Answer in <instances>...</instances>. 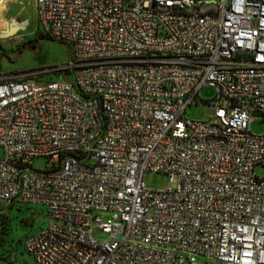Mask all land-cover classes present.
Returning a JSON list of instances; mask_svg holds the SVG:
<instances>
[{
  "label": "built area",
  "instance_id": "1",
  "mask_svg": "<svg viewBox=\"0 0 264 264\" xmlns=\"http://www.w3.org/2000/svg\"><path fill=\"white\" fill-rule=\"evenodd\" d=\"M35 5L74 77H0V203L46 207L35 264H264V0Z\"/></svg>",
  "mask_w": 264,
  "mask_h": 264
},
{
  "label": "rangeland",
  "instance_id": "2",
  "mask_svg": "<svg viewBox=\"0 0 264 264\" xmlns=\"http://www.w3.org/2000/svg\"><path fill=\"white\" fill-rule=\"evenodd\" d=\"M5 16L13 17L14 20L7 22L0 17V77H31L40 83L73 82V74L67 75L70 70L64 69L72 59V48L46 35L44 27L38 23L33 0H9ZM14 27H18L15 36L4 39L5 32H10ZM17 36L21 39H17ZM215 94L216 90L207 86L201 90L200 98L203 101L210 100ZM185 117L198 121H209L211 118L203 103L189 107ZM251 130L254 134H264V123L253 121ZM35 166L44 170L46 161L39 159L35 161ZM257 173L261 176L263 170L258 168ZM168 181V176L163 173L149 172L144 177L146 187L151 190L163 189ZM2 211L0 223L10 222L9 240L16 246H21L28 235L39 232L48 223L45 206L15 203L13 207H4ZM98 237L104 238L103 235ZM19 258L21 264H35L26 253ZM195 264L207 262L198 259Z\"/></svg>",
  "mask_w": 264,
  "mask_h": 264
},
{
  "label": "trees",
  "instance_id": "3",
  "mask_svg": "<svg viewBox=\"0 0 264 264\" xmlns=\"http://www.w3.org/2000/svg\"><path fill=\"white\" fill-rule=\"evenodd\" d=\"M70 72L67 73L69 75ZM14 205H4L0 203V219L3 216L2 210L4 207H13ZM0 258L6 262V264H21L20 263V256L26 253L27 255L31 256L25 249L24 242L26 240V237L23 241V244L21 246L13 245L12 242H10V235H11V226L10 222H2L0 223ZM32 257V256H31Z\"/></svg>",
  "mask_w": 264,
  "mask_h": 264
},
{
  "label": "crops",
  "instance_id": "4",
  "mask_svg": "<svg viewBox=\"0 0 264 264\" xmlns=\"http://www.w3.org/2000/svg\"><path fill=\"white\" fill-rule=\"evenodd\" d=\"M0 1H1V0H0ZM8 1H9V0H7L6 3H5V6H4V9H3V11H2L1 17H2L5 21H7V22H11V20H14V18H13V17H11V18H7V17L5 16ZM33 5H34L35 10H36L35 0H33ZM13 29L17 30L18 27H14ZM32 235H33V234H32ZM28 236H30V235H28Z\"/></svg>",
  "mask_w": 264,
  "mask_h": 264
},
{
  "label": "water",
  "instance_id": "5",
  "mask_svg": "<svg viewBox=\"0 0 264 264\" xmlns=\"http://www.w3.org/2000/svg\"><path fill=\"white\" fill-rule=\"evenodd\" d=\"M16 31L17 30L12 29L10 32H5L6 33V36H4V38H8V37L13 36L16 33Z\"/></svg>",
  "mask_w": 264,
  "mask_h": 264
},
{
  "label": "bare ground",
  "instance_id": "6",
  "mask_svg": "<svg viewBox=\"0 0 264 264\" xmlns=\"http://www.w3.org/2000/svg\"><path fill=\"white\" fill-rule=\"evenodd\" d=\"M6 1H7V0H1L0 17H1V14H2V11H3V9H4V6H5Z\"/></svg>",
  "mask_w": 264,
  "mask_h": 264
}]
</instances>
